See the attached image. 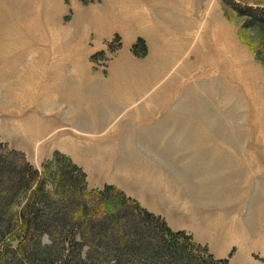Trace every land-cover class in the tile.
<instances>
[{
	"label": "rangeland",
	"instance_id": "374dc122",
	"mask_svg": "<svg viewBox=\"0 0 264 264\" xmlns=\"http://www.w3.org/2000/svg\"><path fill=\"white\" fill-rule=\"evenodd\" d=\"M72 1L65 0V21H93L78 24L87 40L64 46L73 60L60 57L64 50L20 60L15 30L0 24V145L39 170L56 151L76 157L88 147L81 161L72 159L91 190L117 186L215 258L264 264L263 131L252 100L215 62L226 39L264 80L252 49L257 31L244 29L224 0H77L82 12ZM244 1L264 0L230 2ZM144 2L158 5L150 24L142 21ZM141 34L145 56L134 51ZM32 62L42 71L29 76ZM100 103L108 126L81 132Z\"/></svg>",
	"mask_w": 264,
	"mask_h": 264
},
{
	"label": "trees",
	"instance_id": "16d2710c",
	"mask_svg": "<svg viewBox=\"0 0 264 264\" xmlns=\"http://www.w3.org/2000/svg\"><path fill=\"white\" fill-rule=\"evenodd\" d=\"M230 1L244 29L257 31L252 49L264 65V1ZM134 51L148 53L143 38ZM229 263L117 186L91 190L71 156L56 151L39 170L23 152L0 145V264Z\"/></svg>",
	"mask_w": 264,
	"mask_h": 264
},
{
	"label": "crops",
	"instance_id": "0c3cea01",
	"mask_svg": "<svg viewBox=\"0 0 264 264\" xmlns=\"http://www.w3.org/2000/svg\"><path fill=\"white\" fill-rule=\"evenodd\" d=\"M78 1H72L73 8L78 10V12H82L84 11L83 9H86L84 8L86 6L82 5L81 3L79 4ZM157 7L158 5L156 3H153L152 6L147 7L144 2L142 5V21H144V23H151V12L152 10L157 9ZM67 12L68 7L65 0H0V24H6L5 26L7 27V30H15L14 34L18 39L13 42V45L15 43L16 50L20 54L22 53V59L20 58V60L23 61H45L47 56L53 57L54 55L60 53V51L64 50V46L70 43H74L75 45L73 38L77 37L87 40V30H83V27L78 24H93V21L86 20L82 23V21L79 20V15H77L73 21H65ZM56 24H60L59 26L61 30H54L55 26H57ZM63 24L70 25L64 26ZM58 32L61 33L60 36H57ZM6 33H8V31H6ZM144 37L146 38V36L141 38ZM54 44H58L62 49L55 46ZM7 45L11 46L9 41H7ZM60 57L65 60L74 59L71 52L69 53L66 51ZM61 58L57 59L61 60ZM26 65L27 69L31 70H28L29 76H33L32 73H35V71H37V73L42 71L38 69V66H35L34 62ZM42 100L46 104L53 103L52 98L47 96ZM101 105L102 103H100L96 108V113L99 112V114H90L88 112L85 114L83 123H79V130L81 132H103L104 127L108 126L109 123L107 122H109V117L108 115H106L105 118L103 117L102 113L104 112V107ZM95 115L97 121H92L91 117ZM84 152H89L88 154L91 153L88 147L85 149V151L79 152V154L82 156L88 155ZM72 156H74V154H71V157ZM82 156L76 155V157H74L76 161H81Z\"/></svg>",
	"mask_w": 264,
	"mask_h": 264
},
{
	"label": "bare ground",
	"instance_id": "6f19581e",
	"mask_svg": "<svg viewBox=\"0 0 264 264\" xmlns=\"http://www.w3.org/2000/svg\"><path fill=\"white\" fill-rule=\"evenodd\" d=\"M226 42V39H224V41H222V46H220V58L219 61H215L218 63L216 67L222 72L230 73L232 76L231 78L235 79L237 83H233L234 85H237V92L240 91L245 99L252 100L264 136V80L256 71L251 61L244 57L243 51L237 47L236 43H230L232 44L230 45L228 44L229 42ZM216 73H218V71Z\"/></svg>",
	"mask_w": 264,
	"mask_h": 264
}]
</instances>
